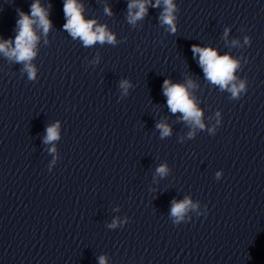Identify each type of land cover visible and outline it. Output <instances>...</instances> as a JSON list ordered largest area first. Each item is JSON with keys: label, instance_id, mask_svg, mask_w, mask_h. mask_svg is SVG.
Masks as SVG:
<instances>
[{"label": "clouds", "instance_id": "obj_1", "mask_svg": "<svg viewBox=\"0 0 264 264\" xmlns=\"http://www.w3.org/2000/svg\"><path fill=\"white\" fill-rule=\"evenodd\" d=\"M164 10L160 15V22L168 25L172 32L176 31L175 27V6L173 0H162ZM150 0H130L128 4V21L134 24L137 20L142 19L147 13V4ZM161 0H156L153 7H159ZM133 9H136L133 12ZM63 11L66 23L63 28L73 37L79 38L85 46H91L97 42L103 44L105 41L112 44L115 42V37L106 30L105 26H98L95 20H85L83 16V8L77 3V0H64ZM105 12L111 15V10L105 8ZM18 19L16 20L17 35L14 40H0V53H3L9 59H14L16 62H24L25 70L28 72L29 79L35 78V69L30 61L36 55L35 47L38 36L34 31L33 25L36 24L43 30L45 34L51 28V21L48 19V11L41 7L39 0L31 5V15L17 9ZM227 35V30L225 32ZM247 42V37L245 38ZM236 41H233L235 44ZM193 55H199V65L203 69L205 77L211 83L219 85L220 88L228 89L232 97H238L239 93L244 90V83H233L236 79L234 72L238 67V61L234 60L230 55H218L213 48H202L197 45L192 46ZM231 87L229 88V85ZM192 81H188L187 85L172 84L169 80H165L163 84V93L167 97V105L169 110L175 114L182 113V119L189 122L193 128L203 129L205 126L202 122V112L197 108L194 99L190 97L188 88L193 87ZM121 87L127 91L129 84L127 81L121 82ZM59 125H52L46 129L45 143H49L58 139ZM156 127L160 130L161 138L171 134L168 125L158 123ZM189 137L194 135V132H189ZM52 151H55L53 148ZM160 175H165L167 167L161 165L157 168ZM219 176V173L217 174ZM190 207H195L191 200L185 198L183 201L172 202L171 216L175 218V222L179 223L184 219V216ZM117 221H113L109 227H116ZM99 264H106L105 257L99 258Z\"/></svg>", "mask_w": 264, "mask_h": 264}]
</instances>
